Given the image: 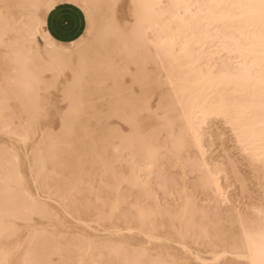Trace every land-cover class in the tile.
I'll return each instance as SVG.
<instances>
[{
	"label": "snow or ice",
	"instance_id": "1",
	"mask_svg": "<svg viewBox=\"0 0 264 264\" xmlns=\"http://www.w3.org/2000/svg\"><path fill=\"white\" fill-rule=\"evenodd\" d=\"M0 264H264V0H0Z\"/></svg>",
	"mask_w": 264,
	"mask_h": 264
}]
</instances>
